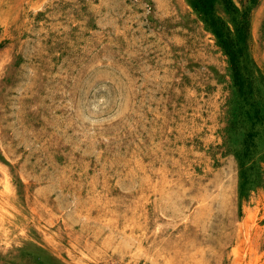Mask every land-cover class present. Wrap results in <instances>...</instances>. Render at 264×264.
Here are the masks:
<instances>
[{"label": "rangeland", "instance_id": "rangeland-1", "mask_svg": "<svg viewBox=\"0 0 264 264\" xmlns=\"http://www.w3.org/2000/svg\"><path fill=\"white\" fill-rule=\"evenodd\" d=\"M0 205V264H264V0H0Z\"/></svg>", "mask_w": 264, "mask_h": 264}, {"label": "bare ground", "instance_id": "bare-ground-1", "mask_svg": "<svg viewBox=\"0 0 264 264\" xmlns=\"http://www.w3.org/2000/svg\"><path fill=\"white\" fill-rule=\"evenodd\" d=\"M182 2H183V0H181ZM163 181H164V183H165V185H166V187H168L169 188V185H167L168 184V181H169V179L167 178V177H165L164 179H163ZM162 186V185H161ZM161 186L160 187H157L156 188V191H160L161 190ZM131 193V192H130ZM159 195V194H158ZM146 201H144V202H141L142 204L143 203H145ZM111 203V202H110ZM113 203V202H112ZM140 203V205H142ZM148 204V205H147ZM150 205V206H149ZM152 205V203H145L144 204V206H142L141 207V209H140V212L139 213H142V214H146L147 213V210L148 209H152L153 210V213H154V215H153V226L155 227V231H156V229L157 230H159V227L157 226L158 225V222L156 221V217L157 216H160V215H163L162 214V211L160 210V209H158V207H159V205L158 204H155L154 206H151ZM155 207V208H154ZM104 209H105V211L103 212L105 215L106 214H108V211L109 210H112V212L114 211L115 213L117 212V210H118V208H117V205L115 204V205H106V207H104ZM130 211V210H129ZM5 212H6V209H5V207H3L2 205H0V228H5V223H4V215H5ZM114 214V213H113ZM109 215V214H108ZM47 221V220H46ZM21 230H23L22 228H21ZM17 233V235H18V237L19 238H21V236H22V233H19V232H16ZM23 234H25V233H23ZM16 235V236H17ZM145 247V246H144ZM141 250H143L142 249V246H141V248H140V251Z\"/></svg>", "mask_w": 264, "mask_h": 264}]
</instances>
